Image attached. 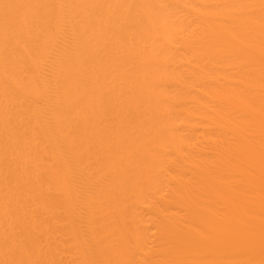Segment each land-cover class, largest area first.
<instances>
[{"label": "bare ground", "instance_id": "bare-ground-1", "mask_svg": "<svg viewBox=\"0 0 264 264\" xmlns=\"http://www.w3.org/2000/svg\"><path fill=\"white\" fill-rule=\"evenodd\" d=\"M0 264H264V0H0Z\"/></svg>", "mask_w": 264, "mask_h": 264}]
</instances>
